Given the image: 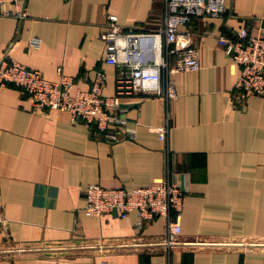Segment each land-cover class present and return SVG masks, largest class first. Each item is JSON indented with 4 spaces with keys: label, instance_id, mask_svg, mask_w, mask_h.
I'll use <instances>...</instances> for the list:
<instances>
[{
    "label": "crops",
    "instance_id": "1",
    "mask_svg": "<svg viewBox=\"0 0 264 264\" xmlns=\"http://www.w3.org/2000/svg\"><path fill=\"white\" fill-rule=\"evenodd\" d=\"M224 2L220 16L187 26L201 68L173 76L179 95L167 104V141L154 129L166 123L167 106L151 93L119 95L136 138L112 141L67 110L35 109L21 87L0 90V205L8 220L0 264H264V94L234 104L241 66L227 52L244 27L264 36V0ZM4 8L14 5H0V60L9 54L51 80L68 75L73 91L90 89L102 70L113 96L119 68L107 62L101 38L109 14L126 28L157 30L166 3L29 0L24 19ZM164 176L188 190L182 243L170 252L122 245L163 237L164 219L140 229L135 212L93 216L85 208L91 184L131 189Z\"/></svg>",
    "mask_w": 264,
    "mask_h": 264
},
{
    "label": "built area",
    "instance_id": "2",
    "mask_svg": "<svg viewBox=\"0 0 264 264\" xmlns=\"http://www.w3.org/2000/svg\"><path fill=\"white\" fill-rule=\"evenodd\" d=\"M28 1L0 0V5L13 4L14 9L4 8L3 13L24 19L29 15ZM165 3L164 24L157 30L126 28L119 23L117 15L109 14L107 29L101 33V38L105 42L107 62L119 68L116 95L105 93L107 74L102 70L96 72L90 89L73 91L74 79L61 73V69L60 79L51 80L42 70L29 67L9 54L0 60V90L10 86L21 87L30 96L35 109L67 110L74 118L90 124L96 136L112 141L136 138V133L126 128L127 121L121 115L126 109L120 106L119 95L143 91L161 98L166 106L177 98L174 74L201 68L194 35L187 26L196 17H217L226 9L224 0H165ZM39 43V38L31 42L34 45ZM227 52L241 66L231 91L234 104L243 105L250 96L264 94V36L251 34L244 27L239 30L237 38L228 42ZM169 117L167 106L166 123L154 127L163 141L169 138ZM187 195V188L169 176L131 189L91 184L85 192V208L93 216L116 211L120 217H127L135 212L138 216L136 225L140 229L155 218L164 219L166 230L163 237L122 245H140L170 252L173 246L182 243L180 217ZM7 228L8 220L0 205V231ZM85 246L91 248L96 244ZM167 264L181 263L170 258Z\"/></svg>",
    "mask_w": 264,
    "mask_h": 264
}]
</instances>
